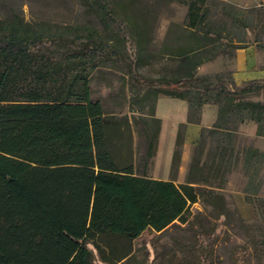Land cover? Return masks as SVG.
I'll use <instances>...</instances> for the list:
<instances>
[{
  "label": "trees",
  "instance_id": "trees-1",
  "mask_svg": "<svg viewBox=\"0 0 264 264\" xmlns=\"http://www.w3.org/2000/svg\"><path fill=\"white\" fill-rule=\"evenodd\" d=\"M168 1L188 7L186 22L172 23L157 47L150 11L135 10L141 0H114L135 39L136 57L126 64L128 74L146 90L142 102H153L144 117L132 122L108 114L92 95L91 75L105 56L96 29L26 22L17 12L0 17V264H145L135 262V242L177 221L192 225L191 204L201 198L212 207L217 227L222 226L220 235L245 227L221 190L207 187L199 158L190 161L185 183H175L184 125L177 133L171 179L152 178L148 168L162 123L155 117V103L167 96L186 101L188 120L196 124L205 104L218 105L216 123L200 131L199 156L207 138L216 141L218 131L224 130L228 135L220 152V176L234 156H242L245 175L252 181L259 176L264 151L236 142L247 120L254 121L257 136L264 137V99L254 100L264 97V80L237 86L233 76L218 75L213 84L197 72L218 57L232 59L248 46L264 51V4L240 10L222 0ZM79 2L106 21V0ZM248 32L255 34L253 40ZM160 59L176 64L171 76L152 80L138 73V67ZM160 82L167 89H157ZM134 134L139 138L137 151ZM113 145L127 149L128 163L118 162ZM138 152L140 162L135 165ZM223 184L221 180L218 188ZM262 203L264 207V199ZM247 234L256 260L264 264V232L260 230V240ZM218 237L216 228L199 227L192 245L178 244L186 254L179 262L165 259V250L154 241L150 264H216ZM233 254L234 264H249L245 244H236Z\"/></svg>",
  "mask_w": 264,
  "mask_h": 264
},
{
  "label": "rangeland",
  "instance_id": "rangeland-1",
  "mask_svg": "<svg viewBox=\"0 0 264 264\" xmlns=\"http://www.w3.org/2000/svg\"><path fill=\"white\" fill-rule=\"evenodd\" d=\"M222 1L231 3L240 10L261 7L258 4L259 0ZM106 3H108L110 11L105 18V22L99 19L93 9L82 6L79 0H0V17L17 12L24 17L26 22L49 21L64 25L87 24L90 28L96 29L98 32L96 38L99 40L105 56L102 60V67L95 70L91 75L92 95L102 103L108 114L127 117L132 122L133 119L144 117L143 113H146L153 102L152 100L142 102L146 90L136 85L128 74L126 64L136 57L132 27L124 22V17L115 9L114 0H106ZM144 9L150 11V28L152 29V35L155 37L154 44L157 47L167 37V31L172 23L184 24L186 22L185 18L188 11L187 6L168 0H141V3L135 6L136 12ZM239 31L240 29H238ZM248 33V38L253 40L255 34ZM232 59L227 56L218 57L215 61L201 66L197 75L200 77L207 76L213 84H216L218 75L229 79V77H232L231 74L235 67ZM175 66V63H168L160 59L143 67H138L137 70L144 78L156 80L163 76H171L170 68L173 69ZM157 89H167V87L163 82H160ZM257 99L263 100L264 97L254 98V100ZM184 131L185 128H182V135H184ZM134 136V150H138L139 138L136 134ZM183 142L179 147L182 153L175 183H185L190 161L192 158H199L200 167L206 168L205 173L201 175L208 177L207 187L217 191L221 190L229 208L236 211L243 218L245 227L237 233L226 230L220 235L222 226L217 227L218 221L214 219L213 214L215 213L212 207L205 205L204 200L201 198L198 202L191 204V212L195 220L192 225L177 221L176 224L162 233L146 232L142 238L137 240L134 245V250L137 251L135 262L151 263L155 258V249L152 246L154 241L165 250V259L173 258L176 259V262L183 260L186 254L178 249V244L192 245L195 240L196 229L202 227L205 231L216 228V234L219 235L214 246L216 264H234L235 257L233 253L236 244L248 246L249 264H259L255 256V246L251 242L252 238L247 237V232L251 233V237L254 235L253 239L255 240H260L258 237L260 230L264 232V207L262 206L264 199V163L260 166L259 176L255 178V181H252L251 175H245L242 156L239 158L234 156L230 167L224 168V176L222 177L219 173L220 152L216 141L210 137L207 138L202 156H199L196 147L198 144L191 147L188 152L183 148ZM236 145L241 147L259 146L264 151V140L256 142L255 139L241 134ZM112 150L115 152L119 163L126 164L130 161L125 147L113 145ZM164 153L165 149L163 148L160 151L157 150L156 156L152 159L148 168L150 177L160 180L171 179V168L167 167ZM139 156V152L138 155H134L133 162L135 165L140 162ZM182 159H185L187 164L181 170ZM221 180L224 181V184L222 185L223 188L219 189ZM260 182L262 183L259 187L260 190L256 192Z\"/></svg>",
  "mask_w": 264,
  "mask_h": 264
},
{
  "label": "crops",
  "instance_id": "crops-1",
  "mask_svg": "<svg viewBox=\"0 0 264 264\" xmlns=\"http://www.w3.org/2000/svg\"><path fill=\"white\" fill-rule=\"evenodd\" d=\"M258 4H264V0H259ZM234 70L232 76L237 86L243 85L250 80H264V52L255 47L239 49L233 57ZM155 117L162 121L159 133V141L157 150L165 149L164 159L167 167H172V159L175 151L177 133L180 125H184L185 139L183 148L190 151V148L196 146L201 140L200 131L203 127L210 128L216 121L218 116V105L205 104L200 116V123H192L188 120L189 106L186 101L179 98H170L167 96H159L155 103ZM257 125L254 121L247 120L239 127L241 135L248 136L261 142L264 137L257 136ZM228 133L224 130L218 131L216 140L218 151L221 152L226 142ZM260 148L259 146H255ZM159 154V153H158ZM180 163V162H179ZM182 168L186 167L185 159H182ZM168 180V179H165Z\"/></svg>",
  "mask_w": 264,
  "mask_h": 264
}]
</instances>
